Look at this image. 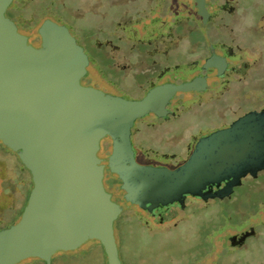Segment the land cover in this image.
Wrapping results in <instances>:
<instances>
[{
    "label": "rangeland",
    "instance_id": "obj_1",
    "mask_svg": "<svg viewBox=\"0 0 264 264\" xmlns=\"http://www.w3.org/2000/svg\"><path fill=\"white\" fill-rule=\"evenodd\" d=\"M32 1L16 0L6 17L33 47H37L38 27L46 17L70 28L85 52L96 59L80 79L82 86L112 96L110 76L122 90V97L147 105L163 98L168 102L176 95L170 101L171 117L161 120L149 115L140 120L144 142L136 157L140 165L174 169L189 157L199 139L249 112L264 109V0L208 2L210 20L200 28L186 0L169 8L171 0H58L66 15H45L36 22L25 15L45 13L47 0L29 4ZM173 12H177L175 17ZM94 44L102 46L104 54L93 49ZM208 52L217 57L224 54L227 61L235 63L230 64L234 72L210 79L205 93H174V71L158 72L152 83L147 81V63L192 64L179 85L197 83L198 88H204L205 82L196 78L201 68L210 67ZM104 55L109 58L106 63L126 70L125 74L108 75ZM165 103L156 111L163 116L167 113ZM101 154L105 155L106 149ZM20 164L14 169L18 179L13 183L6 179L8 183L4 180L2 187L0 184V192L15 189L10 206L5 205L7 196L0 195V231L20 219L32 189L30 175L18 170ZM103 187L113 202L122 200L124 193L116 176L106 174ZM178 206L171 208L163 221L136 205L119 215L113 229L122 264H264V171L255 178H244L224 201L184 196ZM251 229L254 234L244 246L231 243L232 237L238 239ZM18 264L42 263L31 258ZM51 264H106V259L101 245L93 241L76 251L57 252Z\"/></svg>",
    "mask_w": 264,
    "mask_h": 264
},
{
    "label": "water",
    "instance_id": "obj_2",
    "mask_svg": "<svg viewBox=\"0 0 264 264\" xmlns=\"http://www.w3.org/2000/svg\"><path fill=\"white\" fill-rule=\"evenodd\" d=\"M193 1L203 27L204 1ZM12 2L0 0V142L29 172L32 189L20 219L0 231V264L31 258L51 264L57 252L93 241L101 245L106 264H122L113 223L131 205L156 210V220L163 221L184 196L221 200L244 178L264 171V110L202 137L174 169L136 163L130 128L147 114L162 117L156 111L167 98L147 105L82 86L88 60L70 33L44 23L38 29L40 47L27 44L5 16ZM211 58L214 68L225 66L221 57ZM199 90L197 83H188L172 91ZM105 137L112 150L100 159ZM105 167L121 183L119 202L104 190ZM253 234L251 229L230 241L242 243Z\"/></svg>",
    "mask_w": 264,
    "mask_h": 264
},
{
    "label": "flooded vegetation",
    "instance_id": "obj_3",
    "mask_svg": "<svg viewBox=\"0 0 264 264\" xmlns=\"http://www.w3.org/2000/svg\"><path fill=\"white\" fill-rule=\"evenodd\" d=\"M179 0H171V2L169 3V6L168 8L170 7V5L172 4H176L178 3ZM188 2H190L192 9H190L189 11L192 13L193 15V18H194V21L196 22V16H195V9H194V1L193 0H186ZM204 1V7H205V10L207 12V18H206V22H205V27L206 25L209 23V20H210V11L208 10L207 8V4L208 2H210L212 5L215 4L214 1H211V0H203ZM16 1L13 0V2L10 4V6L7 8L6 12L8 10H10V8L16 4L15 3ZM180 3H183L185 4V1L184 0H181ZM207 3V4H206ZM13 4V5H12ZM210 7V6H209ZM177 15V12H173V16L175 17ZM5 16H6V13H5ZM191 18V16H190ZM64 24V23H63ZM172 25V23H170ZM197 24V23H196ZM66 26V25H65ZM198 28H200L198 25H197ZM69 32L71 33V35L76 39V42L79 46H81L83 48V50L85 51V48L83 47V45L78 41V39L76 38V36H74V34H72L70 28H68ZM38 42H37V47L35 48H39L40 45H41V40H40V37L38 36ZM93 44V43H92ZM95 45V44H94ZM224 46V45H223ZM147 47H150L149 45ZM95 48L97 51H101L103 53V47L96 44L95 45ZM173 50H175L174 48H172ZM225 49L229 52H231L230 50H228L226 47ZM167 50H170V49H167ZM166 50V51H167ZM214 50V49H212ZM131 51V49H130ZM163 52L164 54L166 53ZM168 52V51H167ZM160 55V54H158ZM212 53L211 52H208V57H206V60L210 63V69L209 68H201L200 69V74L197 76L196 80H203L205 82V87L204 88H201L199 91H194L193 93L195 94H202V93H205L207 91V84H208V81L210 79H213V78H219V77H222L224 75L225 72L229 71V72H234V68L230 66L231 63H235V62H230V61H227V59L225 58L224 54H220V57L224 60L223 63H225V66L221 68V66L219 68H214L213 67V63L214 61H212L211 57H212ZM104 58L105 60H108L109 61V58H107L105 55H104ZM180 62V61H179ZM182 63V62H181ZM216 63V62H215ZM217 63H220V62H217ZM98 64V63H97ZM148 66V70L146 71V77L148 78L147 81L148 82H153V79H156L158 77V72L160 73H163L164 71L167 72V71H171L173 72L174 71V74L176 73V75H174L173 77V80H172V84L173 85H179L182 83V79H185L184 77L187 75V73L190 72V70L193 68V65L191 64H178V63H172V64H169V63H147ZM213 64V65H211ZM98 67H99V72L102 74V70H100V67L99 64H98ZM106 73L108 75H121V74H125V71L126 70H122V69H114L113 68V63H106ZM219 70H221V74H219ZM102 71V72H101ZM173 76V75H172ZM108 77V76H107ZM133 77V75H131V78ZM108 80H109V84L110 86H112V92H113V95L112 96H116V97H120V98H124L121 96V93L122 90H120V87L117 86L116 87V84L114 83V81L112 79H110V76L108 77ZM111 96V95H110ZM176 96V95H175ZM175 96H173L172 99L175 98ZM125 100H128L126 98H124ZM171 99V100H172ZM136 100V99H135ZM169 100L167 102V105L165 107L167 113L165 112L164 116H156L155 114L153 113H150V114H147L145 115L144 117L140 118V119H137L134 121V123L132 124L131 128H130V136H129V141H130V144H131V148H132V151H133V156H134V159L136 161V157H138V155L141 154L142 150H141V147L143 146L144 142H142L141 140V135H142V127H141V123H140V120L148 117L149 115H153L155 118L157 119H161V120H166L168 119L169 117H171L173 115V109H169V106H170V101ZM264 110V109H263ZM261 111V110H259ZM138 121V122H137ZM137 122V123H136ZM136 123V124H135ZM206 136V135H205ZM104 149H106V154L105 155H102L101 154V151ZM111 150H112V140L109 138V137H105L103 138L101 141H100V150L98 152V157L100 159H104L105 157H108L110 154H111ZM191 153V152H190ZM103 156H101V155ZM19 159L17 157V155L11 151L10 149H8L7 147H5L1 142H0V184H1V187H2V182L5 180L7 183L9 180L10 183H13L15 180L18 179V172L14 173V169L16 166H18L19 168ZM137 163V162H136ZM22 167L18 170H21L22 174L23 173H27L29 175V172L23 167L22 164H20ZM106 174H111L109 172V170L107 169V167L104 168V177ZM113 175V174H112ZM4 176V177H3ZM116 176V175H114ZM104 177H103V180H104ZM3 178V179H1ZM11 178V179H10ZM7 179V180H6ZM19 183H17L16 185H18ZM15 185V186H16ZM222 186H224V184H222ZM236 188H234V192H235ZM15 191L14 187L11 189V190H4V189H1V192H0V195L1 197L3 196H7V202H6V206H10V202H12L13 200V192ZM234 192L229 196V197H226L224 199H221L220 201H224L228 198H230ZM120 200H118L117 202H119ZM179 207V206H178ZM145 211V210H144ZM155 211L156 210H153L152 214L154 217H155ZM147 212V211H146ZM2 222V219L0 218V223ZM251 238V237H249ZM249 238H246L242 243H237L235 245V247H242L245 245L246 241L249 239Z\"/></svg>",
    "mask_w": 264,
    "mask_h": 264
},
{
    "label": "trees",
    "instance_id": "obj_4",
    "mask_svg": "<svg viewBox=\"0 0 264 264\" xmlns=\"http://www.w3.org/2000/svg\"><path fill=\"white\" fill-rule=\"evenodd\" d=\"M16 1V0H15ZM35 1H37V0H34V1H32V2H30L29 4H33ZM42 1H46V0H42ZM17 6H18V9H19V11L20 10H22L20 7V5L19 4H17ZM46 12L45 13H42L41 12V14L39 15V16H34L33 14H30L29 12H28V16H27V14L25 15L27 18H29L30 16H32L33 17V22H36V21H38L42 16H45V15H50V16H55V17H64L66 14H65V6L62 4V3H60L58 0H47V4H46ZM50 8L51 9H53L54 11H51L50 10ZM26 9V8H25ZM44 10V9H43ZM55 11H60V12H62V15L61 14H58V13H56ZM56 13V14H55ZM66 18V17H65ZM44 23H49V24H54V25H57V26H59V27H63L64 29H66L67 31H68V29L66 28V26L63 24V22H60V21H58L57 19H54V18H52V17H46L44 20H42V22H41V24L39 25V27H38V29L44 24ZM30 24V23H29ZM69 32V31H68ZM70 33V32H69ZM93 34V33H92ZM70 35H71V33H70ZM72 36V35H71ZM75 36V35H74ZM72 38L75 40V42H76V39L72 36ZM76 44H77V42H76ZM78 45V44H77ZM79 46V45H78ZM81 47V46H80ZM82 48V47H81ZM93 49H95L96 50V48H95V45H93V47H92ZM83 49V48H82ZM83 52L85 53V55L87 56V60H88V64L90 65V64H92V63H95L96 62V59H94V57H93V55H91V53L90 52H85L84 50H83ZM104 54V53H103ZM107 62V60H105V63ZM104 257H105V255H104ZM38 260V259H37ZM42 264H44V262H42V261H40Z\"/></svg>",
    "mask_w": 264,
    "mask_h": 264
}]
</instances>
